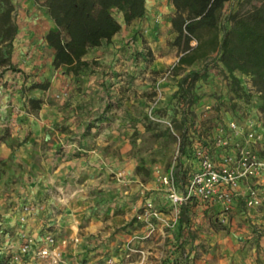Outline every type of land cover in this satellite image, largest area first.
<instances>
[{
  "label": "rangeland",
  "instance_id": "374dc122",
  "mask_svg": "<svg viewBox=\"0 0 264 264\" xmlns=\"http://www.w3.org/2000/svg\"><path fill=\"white\" fill-rule=\"evenodd\" d=\"M9 2L18 27L19 9L29 1ZM236 6L222 11L219 38ZM111 12L121 37L91 49L77 74L51 67L46 52L26 74L12 61L16 35L11 47L0 38V113L6 110L4 118L0 114V264L20 232L65 238L72 227L77 235L96 222L111 228L108 238L121 242L117 234H125V244L104 248V258L121 255L125 245L159 246L157 232L145 237L137 217L148 202L173 223L164 229L163 245L177 246V264H264V203L249 206L244 187L228 203L191 196L176 206L174 220L161 182L172 174L185 195L197 168L192 148L211 144L215 128L229 117L243 122L256 110L264 115L260 96L245 92L251 76L228 72L209 35L199 48L194 40L190 48L177 47L172 27L146 38L143 24L125 25L118 10ZM38 20L32 26L37 42L48 29ZM9 48L11 67L2 64ZM193 71L199 78L182 85ZM44 82L47 89L33 87ZM176 227L179 236L170 238Z\"/></svg>",
  "mask_w": 264,
  "mask_h": 264
},
{
  "label": "trees",
  "instance_id": "16d2710c",
  "mask_svg": "<svg viewBox=\"0 0 264 264\" xmlns=\"http://www.w3.org/2000/svg\"><path fill=\"white\" fill-rule=\"evenodd\" d=\"M31 1L41 3L56 26L44 35L45 42L53 50V67L65 66L73 74L87 64L85 56L91 49L109 43L121 30L122 25L111 10L116 9L122 14L125 25L142 19L146 13V0ZM229 1L172 0L175 13L170 22L176 34L172 45L190 48L189 44L194 40L196 48H199L202 38L209 35L210 42L219 51V61L228 72L238 71L251 76L253 85L260 92L264 111V0H239L227 16L229 27L223 29L219 38L220 18ZM0 8L5 9L0 16V38L11 47L18 27L11 20L9 0H0ZM205 52L200 56H205ZM10 55L9 48L3 65L12 66ZM190 76V82L189 76L185 77L182 85L193 84L199 78V72L193 71ZM238 84L236 81L235 86L238 87ZM48 86V82L33 85L40 89H47ZM30 103L32 108H38L40 101L30 99Z\"/></svg>",
  "mask_w": 264,
  "mask_h": 264
},
{
  "label": "built area",
  "instance_id": "2783aa9c",
  "mask_svg": "<svg viewBox=\"0 0 264 264\" xmlns=\"http://www.w3.org/2000/svg\"><path fill=\"white\" fill-rule=\"evenodd\" d=\"M248 95L260 96V92L248 83L245 89ZM212 143L192 148V157L197 168L186 183V193L179 190L173 175H164L161 182L166 188L167 198L175 206L173 218L178 216L176 206L191 196L215 198L228 203L238 190L244 187L245 201L249 206L264 203V115L261 111L246 116L243 122L229 117L225 123L215 128ZM202 139L206 140L204 136ZM233 144L230 146V144ZM176 157L180 154L178 141ZM214 147V149L212 148ZM177 159V158H176ZM28 210V207L24 208ZM147 229L145 237L160 232L166 237L165 227L173 226L169 219L162 217L152 203L144 205L137 215ZM171 218V220H173ZM156 220L160 221L156 224ZM161 228V229H160ZM161 230V231H160ZM79 244V237L71 239ZM66 238L56 237L51 232L44 234L19 233L18 243H9L6 247L10 254L3 264H92L88 260L68 261L63 252ZM177 246L125 245L121 255H110L105 264H177L174 256Z\"/></svg>",
  "mask_w": 264,
  "mask_h": 264
},
{
  "label": "crops",
  "instance_id": "0c3cea01",
  "mask_svg": "<svg viewBox=\"0 0 264 264\" xmlns=\"http://www.w3.org/2000/svg\"><path fill=\"white\" fill-rule=\"evenodd\" d=\"M28 1L30 2L31 0ZM234 1L235 3L238 2V0H230L225 4L224 8H226L228 4H232ZM29 2L23 5L26 7L19 9L20 20H18V22L20 23H18V31L14 41V52L12 54V61L14 63H20L21 65L19 68L24 70L26 74L29 72V70L34 68L33 66L40 64V62L43 61L45 52L47 53V62L52 67L53 50L45 42L44 35L48 30L56 29V26L50 19L46 8L44 6L38 8V5H36L33 1L32 3ZM174 12L175 9L172 5V0H146V13L144 17L142 19L134 20L131 25L134 27L138 26L139 23L143 24L145 27V31L143 33L144 37H158L161 31L171 28L170 15L172 14L173 16ZM26 14L30 15L28 18L29 22L25 20ZM38 15L42 17V20L48 26L47 31L42 33V38H39V42H37L38 40L36 41L35 29L32 27L37 23L40 24ZM120 37L121 35L118 32L113 36L112 40H116ZM139 39L141 40V38ZM101 47L102 46L98 48ZM91 56V52H88L85 56V60L91 58ZM0 114L2 115V118H4L6 115V110ZM63 164L64 163H62V165ZM72 228L70 229L69 234L65 235V238L68 241L63 248L64 256L68 261L77 262L80 260H88L92 264H105L106 257L104 258L102 256L103 253H101L104 251V248L112 249L115 248V246L125 242L123 238L125 235L124 233L117 234L118 237H122L120 239L121 242L118 240L116 241L114 238H108L112 234L111 228L100 225L99 222L92 223L91 226H86L84 230H81L80 234L77 235V229L75 230L76 227L74 226ZM171 231L172 232L168 234L170 238L179 236L177 227ZM157 235L160 236V232L157 231ZM76 236L80 239L79 244H74L71 240ZM164 240L165 237L160 236V242L158 245L161 247H169L163 245ZM260 244L264 245V236L261 237ZM101 259L103 260L100 263Z\"/></svg>",
  "mask_w": 264,
  "mask_h": 264
}]
</instances>
